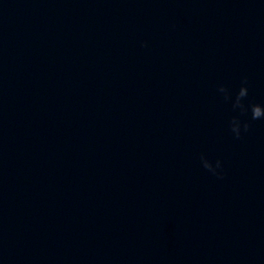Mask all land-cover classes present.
Segmentation results:
<instances>
[{
    "label": "water",
    "instance_id": "water-1",
    "mask_svg": "<svg viewBox=\"0 0 264 264\" xmlns=\"http://www.w3.org/2000/svg\"><path fill=\"white\" fill-rule=\"evenodd\" d=\"M242 77L264 105V0H0V264H264Z\"/></svg>",
    "mask_w": 264,
    "mask_h": 264
},
{
    "label": "clouds",
    "instance_id": "clouds-1",
    "mask_svg": "<svg viewBox=\"0 0 264 264\" xmlns=\"http://www.w3.org/2000/svg\"><path fill=\"white\" fill-rule=\"evenodd\" d=\"M141 47L144 46V41L140 42ZM216 93L225 102L230 104V108L233 111H239L240 113L247 112L250 120L264 119V105L260 103L249 102L247 107L242 103L243 98L248 95L247 79L242 77L239 86L234 90L230 91L224 84H219L216 87ZM227 127L229 132L235 138H240L242 132H246L249 128L248 120H241L238 116L233 115L229 117L227 121ZM200 166L207 170L211 175L222 178V163L220 159L210 161L205 158L203 154L199 157Z\"/></svg>",
    "mask_w": 264,
    "mask_h": 264
}]
</instances>
